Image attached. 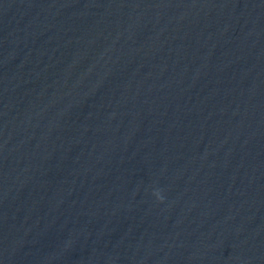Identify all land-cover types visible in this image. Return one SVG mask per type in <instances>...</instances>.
I'll return each instance as SVG.
<instances>
[{
  "label": "water",
  "instance_id": "95a60500",
  "mask_svg": "<svg viewBox=\"0 0 264 264\" xmlns=\"http://www.w3.org/2000/svg\"><path fill=\"white\" fill-rule=\"evenodd\" d=\"M0 264H264V0H0Z\"/></svg>",
  "mask_w": 264,
  "mask_h": 264
}]
</instances>
